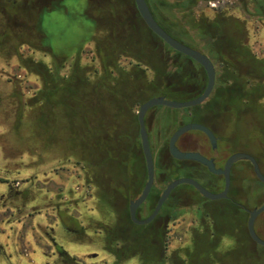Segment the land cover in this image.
<instances>
[{
	"label": "trees",
	"instance_id": "16d2710c",
	"mask_svg": "<svg viewBox=\"0 0 264 264\" xmlns=\"http://www.w3.org/2000/svg\"><path fill=\"white\" fill-rule=\"evenodd\" d=\"M63 1L0 0V57L17 58L22 69L42 81L41 88L26 101L16 92L20 100L16 131L26 121L42 148L57 145L61 155L76 158L89 182L104 194L103 202L113 207L124 199L118 189L124 185L126 175L131 182L147 179L136 109L154 97L195 99L203 94L207 76L197 62L173 50L149 29L135 0H105V8L99 10L102 17L106 14L104 24L100 19H91L100 26L94 40L98 66L82 64L79 48L68 73L62 74L64 65L58 60L44 21L49 13L60 11ZM83 1L86 14L90 15L93 0ZM118 1L126 7L122 15L114 11L113 3ZM146 1L168 34L206 54L216 67V86L210 101L183 110L194 114L215 108L210 111L214 120L200 123L216 136L218 109L230 114H249L254 108L264 112L260 104L264 99V58L255 54L248 34L252 19L264 23V0H237V6L231 10L199 9L203 3L220 0ZM108 8L114 13L109 14ZM24 45L31 55L22 52ZM35 52L50 55L54 65L37 61ZM124 59L130 61L127 66L122 64ZM178 74L181 78L176 81L173 76ZM167 158L168 163L163 165L159 156V179H166L168 172L183 173L193 179H218L201 164L179 161L168 153ZM161 193L155 185L148 205L154 206ZM120 218L113 237L108 235V243L121 241L124 228L128 257L140 254L145 264L161 262L162 215L144 227L134 225L129 217L126 220L124 210ZM199 242L205 247L204 241ZM176 264L184 261L176 260Z\"/></svg>",
	"mask_w": 264,
	"mask_h": 264
},
{
	"label": "rangeland",
	"instance_id": "374dc122",
	"mask_svg": "<svg viewBox=\"0 0 264 264\" xmlns=\"http://www.w3.org/2000/svg\"><path fill=\"white\" fill-rule=\"evenodd\" d=\"M236 3L237 0L213 1L201 4L199 9L231 10L237 6ZM105 6V0H93L90 5L92 13L87 15L85 1L64 0L60 11L45 16L44 29L56 48L58 60L64 65L62 74L68 73L79 48L82 50V64L98 66L94 40L100 26L91 19H100L104 24L106 14L102 17L99 10ZM113 6L119 15L126 12L121 1L113 3ZM110 12L114 13L108 8V13ZM252 21L248 26L249 43L255 54L264 58V23L257 22L256 19ZM27 48L28 46L22 47L26 56L32 54ZM33 56L37 61L54 65L53 58L47 53L35 52ZM129 62L124 59L122 64L127 66ZM180 78L181 74L173 76L176 81ZM41 86L40 77L22 69L17 58L0 57V196L7 195L9 191L12 194L11 203L0 207V236L9 248L12 237L20 241L29 237L48 254L55 251V241H75L80 244L66 242V245L67 248L80 250L79 256L75 257L80 264H112V258L102 252L104 241L100 227L107 224L116 228L121 210L127 205L126 201L121 199L113 207L104 203V194L89 182L78 160L61 155L57 145L42 148L39 145L41 142L32 135L31 127L26 121L21 130L16 131V113L20 101L15 96L16 92L21 93L22 96L19 97L26 101ZM210 99L211 97L206 102ZM260 104L264 106V99ZM214 109L209 107L193 114L185 110L155 107L148 112L146 124L156 172L159 156H162L163 165L168 163V145L174 132L190 123L210 122L213 119L210 111ZM219 110L218 122L213 123L219 138L217 150L211 149L208 138L199 131L184 134L178 140V148L221 158L222 164L233 154L248 153L258 159L264 174V112L255 108L249 114H230ZM138 112L139 107L136 114ZM136 171L138 175V165ZM184 177L183 173L168 172L166 179H159L157 174L155 185L163 190L170 182ZM196 180L204 187L223 188L221 179L215 180L213 184L201 177ZM118 192L123 195L122 187ZM230 192L236 200L235 204L223 199L209 203L205 208L200 195L189 186L182 185L175 190V209L168 224L176 232V240L168 246L167 257L175 253L177 261L183 260L184 264H188L193 250L192 231L196 229L199 233L209 234L206 226L210 222L209 216L214 215L221 227L227 228L220 235L219 246L224 264H264V247L255 243L247 230V211L264 206V184L256 179L250 162L242 160L234 164ZM59 212H65L76 219L81 231L71 235L66 233L61 228ZM146 214L144 212L142 217ZM255 230L264 240V212L258 216ZM234 234H237L236 241L233 240ZM21 247L26 249L24 244ZM208 249L205 251V247L200 246V256L209 257L211 253ZM228 249L229 254L226 253ZM1 250L3 251L2 248ZM11 257L0 254V264H17ZM23 257L21 264H30L29 259ZM203 263L204 261L198 264ZM126 264L142 262L134 257L129 258ZM165 264H168L167 260Z\"/></svg>",
	"mask_w": 264,
	"mask_h": 264
},
{
	"label": "water",
	"instance_id": "95a60500",
	"mask_svg": "<svg viewBox=\"0 0 264 264\" xmlns=\"http://www.w3.org/2000/svg\"><path fill=\"white\" fill-rule=\"evenodd\" d=\"M135 3L141 17L143 18L144 22L147 24L149 29L154 34H156L160 39H162L168 46H170L173 50L197 62L204 69L207 76V84L203 94H201L199 97L195 99L188 101H177V100L167 99L164 96H160L147 100L139 108V112H138L139 133L141 138L142 152L146 165L147 181L141 195L137 199L130 202L129 210H130L131 220L134 224L148 225L156 219L163 205L169 199L171 193L179 186L182 185L191 186L203 198L208 199L210 201H217V200L228 199V193L231 188V172L235 163L242 160L250 162L253 167V171L256 178L263 184H264V174L260 168L257 159L248 153L233 154L226 160L223 168H217L213 159H209L208 157L202 155L201 153L186 152L180 150L177 146L178 140L184 134L190 131H199L203 133L208 138L211 147L213 149H217L218 147V138L209 127H207L202 123H197V122L187 124L185 126L180 127L171 136L168 145L170 155L176 160H180V161L186 160V161H193L200 163L201 165L205 166L211 174L217 176H223L225 179L224 190L220 193H214L209 189H207L206 187H204L202 184H200L196 179L189 177L179 178L170 182L167 185V187L160 195V198L157 202V205L153 213L148 218L144 220H140L137 218V210L148 199L155 184V177H156V164L151 149V143H150L149 133L146 124V117L148 112L155 107H166L174 110H183V109H190L202 105L210 98V96L212 95L215 89L217 73L214 63L206 54L183 44L182 42H180L179 40L168 34V32H166L164 28H162V26L156 21L146 0H135ZM263 212H264V206L252 211H247L248 213L247 230L251 239L258 245L264 247V240H262L258 236L255 230V222L258 216Z\"/></svg>",
	"mask_w": 264,
	"mask_h": 264
},
{
	"label": "flooded vegetation",
	"instance_id": "af4514ba",
	"mask_svg": "<svg viewBox=\"0 0 264 264\" xmlns=\"http://www.w3.org/2000/svg\"><path fill=\"white\" fill-rule=\"evenodd\" d=\"M0 17H1V14H0ZM218 143H219V138H218ZM211 149L217 150V149H213L212 147H211ZM180 150L189 151L188 149H180ZM206 157H208V156H206ZM208 158L214 160L217 168H223L225 165V162H226L225 161L222 164V159L217 158V157H208ZM195 163H197V162H195ZM198 164H200V163H198ZM232 172H233V168H232ZM232 172H231V176H232ZM215 176H217V175H215ZM217 177H218V179L223 180V188L214 189V188H210L209 186L206 187L207 189H209L210 191H212L214 193H220L225 188L224 177L223 176H217ZM201 178H203L204 180H208L212 184L215 181V180L203 177V176ZM156 179H157V172H156V177H155V183H156ZM146 181H147V179H146ZM145 184H146L145 181H143V180L138 181V179L131 182L129 180L128 175H126L125 183L122 186V189L124 192L123 198L127 204L124 208L126 220L128 219V217L131 220L130 210H129L130 202L137 199L141 195V193L145 187ZM154 186H155V184H154ZM154 186H153V188H154ZM191 188L194 191H196L193 187H191ZM164 189L162 190V192L164 191ZM175 190L171 193L169 199L163 205L160 213L156 217V219H157L160 215H162V220H161V223L159 224L160 225L159 228H161L164 232V250H163V255H162V261L158 262L157 264H165L166 260H167L168 264H176L175 253L169 257L166 256V251H167L168 246H171V244L175 243V240H176V232L173 231L171 226H169V224H168L171 217H172L173 209H175V205L173 204V194H174ZM197 194H199V193L197 192ZM200 197L203 199V201L201 203L205 208H207L209 203L215 202V201H210L208 199H205L201 195H200ZM159 198H160V196H159ZM159 198H158V200H159ZM11 199H12L11 191H9L7 195L3 194L2 196H0V207L1 206H2L1 208L6 207L7 203H11V201H12ZM158 200H157V202H158ZM224 200H227L228 202H230L232 204H235V202H236L235 198L233 196H231L230 191L228 193V199H224ZM157 202L155 203L154 206H149L148 205V199H147L146 202L138 208L137 218L140 220H144V219L148 218L153 213V211L157 205ZM166 206H167V210H166ZM144 212H146L147 214L145 217H142ZM63 216H65V217H63ZM208 216H209V214H208ZM59 217H60V222H61L60 223L61 228L64 231H66V233H68L69 235H71V233L76 234V233H79L81 231V227H80V225H78V221L76 219H74L73 217L69 216L67 213L59 212ZM209 217H210V222L206 226L209 228V229H207L209 231V234L199 233L198 231H196V229H195V231H192L193 250L190 253V256H189L190 261L188 264H194V263L198 264L200 262V260L202 259L201 258L202 256L199 257L200 254L198 253V249L200 248V242H199L200 240L205 242V244H204L205 247L207 249L209 248L208 251H210V253H211L209 257H207V255L204 257V263L203 264H224L222 262V260H223L222 256L223 255L220 252L219 246L221 243L220 235H221V233L225 232V230L227 228L221 227L220 223L214 217V215H210ZM72 220H74V221H72ZM120 220H121V218L119 216L118 217V224H119ZM1 222H0V224H1ZM134 225H136V224H134ZM136 226L144 227L147 225H136ZM0 227H1V225H0ZM115 229L116 228L113 225L109 226L107 224H104V226L100 227V231L103 233V241H104V247H102L103 248L102 252H104L107 256L112 258V261H113L112 264H126L127 260L129 258H134V257H136V258L138 257L140 259V261L142 262V264H145L144 259H143L142 255H140V254H136V255H133L131 257H128V252L126 249V243L124 242V241H126L128 236L125 234L124 228L122 229L123 236L121 238V241L115 240V243H113V242L108 243V241H107L108 235L113 237V233H114ZM236 235L237 234H234V239H233L235 241L237 239ZM1 239H2V241H1ZM64 239H65V237H64ZM19 241L20 240L14 239L12 237V245L9 248V247H7V244H4L5 240L3 239V237L0 236V254L4 255L5 257H8V258H10L12 256L11 257L12 260H15L14 262L17 264H21V262L24 261L23 256H25L29 259L30 264H80V262H78L77 259L75 258V257L79 256L80 250H78V249L74 250L72 247L67 248V245H66V242L73 244V245L74 244H76V245L80 244V243H76L75 241H72V242L66 241V239L64 241L62 240L63 243L55 241V243H54L55 251L51 252V254L46 253L44 251V249L41 246H39L38 244L33 243L29 237H27L23 241H20L21 243ZM23 244L26 246L25 250H23L21 247V245H23ZM115 244H117V246H115ZM1 248L3 249V251L1 250ZM33 248H35V250H33ZM207 249H205V251H207ZM229 252H230V250L227 251L226 253L229 254ZM54 253H56V254H54Z\"/></svg>",
	"mask_w": 264,
	"mask_h": 264
},
{
	"label": "crops",
	"instance_id": "0c3cea01",
	"mask_svg": "<svg viewBox=\"0 0 264 264\" xmlns=\"http://www.w3.org/2000/svg\"><path fill=\"white\" fill-rule=\"evenodd\" d=\"M1 241H2V239H1Z\"/></svg>",
	"mask_w": 264,
	"mask_h": 264
}]
</instances>
